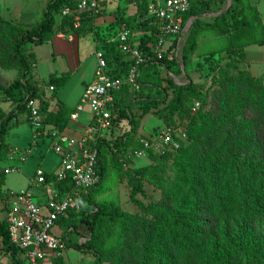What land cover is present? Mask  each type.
Here are the masks:
<instances>
[{"label": "rangeland", "instance_id": "374dc122", "mask_svg": "<svg viewBox=\"0 0 264 264\" xmlns=\"http://www.w3.org/2000/svg\"><path fill=\"white\" fill-rule=\"evenodd\" d=\"M47 1L0 0V16L13 23L27 25L41 18ZM190 3V12L195 14L187 15L189 27L184 29L179 44L176 43L172 52L168 51V54L175 56L178 69L170 71L160 67L157 73L151 71L147 79H151L154 86L143 90L155 97L158 103L147 112H144L143 105L134 106L131 111L136 125V137H147L168 124L174 125L179 133L185 132L182 143L187 146L186 158L177 152L166 157L147 155L130 161L128 167L121 165L117 168L107 163L100 189L93 196L94 201L109 207H119L135 218L137 239L134 246L139 247L144 237L139 220L154 219L155 216L130 199L128 177L134 176L142 188V192H138L135 197L143 205H153L156 209L165 207V216L181 213L186 221L190 219L187 227L199 243L196 257L189 264H264V186L258 189L255 187L256 181L249 184L246 180L247 162L264 169V0H190ZM99 12L96 21H93L97 23L91 25V32L85 33L87 25L78 29L76 42L79 59L84 60L83 72L88 70L92 62L91 37L111 44L122 26L130 29V39L134 44L143 35L137 22L145 20L146 16L141 14L133 1L101 0ZM221 12L226 13L216 22V27L198 31L195 27L190 28L195 21L211 22ZM233 18L245 24L233 25ZM54 20L57 31L53 35L72 32L67 26L60 25L59 13L54 16ZM147 23L151 24V21H146L145 25ZM156 42L153 48L165 51L169 40L165 37L161 45ZM29 48L35 52L36 62L35 67L31 68V74L42 85L37 95L41 99L43 87L48 85L44 81L48 79L49 73L56 68L67 71L68 57L59 54L54 59L50 58V46L45 42ZM111 48L109 53L114 51ZM184 54L185 63L182 60ZM17 75V68L0 64L1 84L11 83ZM72 79L59 86L55 92L56 95L63 94L68 102L74 101L77 95V82ZM170 80L177 85L191 83L192 91L183 97L186 112L195 116L196 124L191 130L185 129L187 113L170 115L162 108L171 96ZM49 91L48 88L46 93ZM195 101L199 102V106L192 110ZM13 106L11 99L0 93V110L7 112ZM84 117H88L86 111L81 114V118ZM12 122L17 125L5 137L9 151L0 159V169L7 170L0 188V206L5 198L3 193L22 187L37 165L47 170L55 168L59 161V156L46 145L47 139L37 140L24 161L11 155L10 150L17 148L22 151L32 139L31 126L25 112L19 113ZM129 124L125 119L119 121L112 135L128 131ZM240 124H245L249 129V139L236 137ZM211 130L213 135L209 134ZM210 169L219 175L213 186L208 180ZM225 169L232 170L237 176L243 192L256 189L257 210L247 222H243L239 215L237 205L240 198L237 196L236 185L231 179L223 180L220 177V172ZM219 183L225 186L226 194L221 186L217 187ZM191 186L195 187V192L190 190ZM214 190H217L218 197L213 195ZM196 218L200 222L203 219L210 222L196 223ZM76 219L74 217L72 221ZM100 223L102 228L96 231L92 241L101 257L99 264H140L137 254L131 255V252L119 246L121 224L117 221L110 227L107 222ZM63 229L61 225H54L52 231L60 235ZM64 233L62 237L74 242L87 241L91 236L82 222L70 226ZM170 254L173 255L174 251L170 250ZM93 260L94 256L90 252L67 247L65 240L61 256L46 258L45 263L91 264ZM0 264H10V257L2 247L1 238Z\"/></svg>", "mask_w": 264, "mask_h": 264}, {"label": "trees", "instance_id": "16d2710c", "mask_svg": "<svg viewBox=\"0 0 264 264\" xmlns=\"http://www.w3.org/2000/svg\"><path fill=\"white\" fill-rule=\"evenodd\" d=\"M101 1V0H100ZM77 0H48L42 11L41 18L33 23L23 25L21 23H13L0 16V45L2 49L0 50V64L4 67H15L18 70V75L15 77L11 83L4 85L0 83V93L5 97L11 99L14 106L7 112L0 110V159L5 155L8 147L5 142V137L8 131L15 127L17 124L15 122L10 123L19 113L25 112L27 117V109L25 107V93L31 92V96L38 98L39 93L37 85L39 84L37 80L33 79L31 74V68L34 66V53L30 50L31 44H41L46 40L50 39L53 33L57 31L55 26L54 16L60 14V25L67 26L72 32L78 33V29L87 25L85 33L91 32V25L94 19L99 15V11L94 12L91 9L77 10L76 9ZM136 7L141 10V14L145 15V20L137 22L143 30V35L140 37L139 42L134 44L130 39L131 34H129V41L136 45V47L145 55H149V58L144 61L139 66V80L140 89L139 91L133 93L128 90H123L121 96L118 98L113 107L114 123L115 125L121 120H127L130 128L128 131L122 132L120 135H115L113 138L107 139L106 137H101L97 141L98 148V167L100 170V181L91 188L89 194L86 197V203L77 211H68L67 215L61 216L56 220V225L63 226V231L67 232L70 226H75L77 222H82L85 224L87 231L90 232V239L84 242H74L69 241L67 238L62 237L61 234H66L62 231L59 237L64 242L66 240L67 247H73L76 250L90 252L94 256V260L91 264L100 263V254L93 247V239L96 237V231L102 228L100 222H107L110 227L118 221L122 227L121 242L119 246L125 248L127 252H131V255H138L140 264H189L197 254L196 247L199 243L198 238L193 235V232L187 227L190 219L181 217V213L178 215L165 216L166 208L161 207L156 209L153 205L145 206L143 205L135 195L138 192H142L141 185L139 181L134 176H129L130 184V199L134 201L141 209L148 213H152L155 217L154 219H140V227L144 234L143 240L140 246H134V241L137 239L136 232L134 230L135 218L119 207H109L104 203H97L94 201L95 194L100 189L101 182L104 178V168L105 164L112 163V166L121 167L120 154L122 151L137 148L140 146V142L136 139L135 132V121L131 117L132 107L142 106L144 107V112L150 110L151 107L155 106L158 101L150 93H144V88L149 86H154L151 79H147V75L153 71L157 73L160 67H166L170 71H175L178 69V62L175 56L168 51L175 48L177 39L176 37L169 40L166 45L165 51H163L161 57H156L154 53L153 45L157 41V27L156 21L153 17L147 16L146 13V0H136L134 2ZM190 0L189 7L183 16V21H186L187 15H192L195 13L190 12ZM64 6H68L70 11L65 14H61V9ZM100 10V9H99ZM226 12L218 13L215 18L211 21H195L191 24L190 28L203 30L211 29L216 27V22L223 18ZM140 14V13H139ZM78 16L75 18V16ZM150 20L151 24L145 22ZM245 24L244 21H239L233 18L232 24ZM128 28V27H127ZM130 31V29H129ZM131 32V31H130ZM102 46H96L97 49L102 51L103 57L106 62V71L111 76H120L127 72L128 68L132 65V61L125 58L123 53L118 47V40L115 38L112 40L113 43L106 44L104 40H101ZM113 53H109L108 50L112 49ZM108 52V53H107ZM172 52V51H171ZM185 54L183 55V63H185ZM67 77V73H62L59 75L49 74L46 84L52 85L53 91L61 84L64 83ZM170 85L172 87L171 96L162 107L165 108L171 115L173 113L184 114L187 113L185 117L187 118V125L185 129L191 130L196 124L195 116L191 113L186 112L183 107V97L192 91L191 83L185 85L173 84L170 80ZM157 91V90H155ZM154 91V92H155ZM38 95V96H37ZM39 99V98H38ZM199 106V105H198ZM38 108L40 113L44 116V127L45 129H56L63 130L66 119L65 108L58 106L54 111L47 109V102L43 97L39 99ZM197 109V108H196ZM113 123V124H114ZM210 135H213V130L210 131ZM189 131L187 132V134ZM185 135V132L183 133ZM250 131L245 124H240L237 130V138L249 139ZM185 138V137H184ZM183 138V139H184ZM209 140V138L207 137ZM11 151V150H10ZM187 146H183L182 140L179 142V146L175 150H167L163 154H153L148 153V156L153 157H166L169 154L179 153L180 156L186 158ZM248 166V177L246 178L249 184H253L256 181L255 187L261 189L264 186V169L258 167L255 163L247 162ZM7 173L6 169H0V188L4 183L5 175ZM220 177L225 179H231L237 190V196L240 198L238 203V210L240 218L243 222H247L251 216L256 212V189L250 192H243L237 176L230 169H225ZM219 177L218 173L210 169L209 181L211 185L217 182ZM46 180L54 179L52 172H46ZM258 178V179H257ZM230 180V181H231ZM54 186L59 190H64L67 188V184H62L60 181H55ZM69 186V185H68ZM221 186V183L217 187ZM224 194L225 186H221ZM190 190L195 192V187L191 186ZM1 191V189H0ZM204 192V189H202ZM4 197L9 194L8 192L3 193ZM213 195L218 197L217 190L213 191ZM76 217V221L72 219ZM201 220L199 218L195 219L196 223ZM99 222V223H98ZM209 220L203 219L202 224L209 223ZM68 234V233H67ZM0 238L3 249L8 253L10 257V264H24L22 251L9 241L8 233L6 230V225L4 220L0 217ZM159 248L161 249H158ZM155 247V248H154ZM170 250L174 251V254H170ZM59 258V257H57ZM59 264V263H58Z\"/></svg>", "mask_w": 264, "mask_h": 264}, {"label": "built area", "instance_id": "2783aa9c", "mask_svg": "<svg viewBox=\"0 0 264 264\" xmlns=\"http://www.w3.org/2000/svg\"><path fill=\"white\" fill-rule=\"evenodd\" d=\"M145 5L147 16L156 21L157 45H161L165 37L168 40L176 37L178 45L180 35L190 24L187 20L183 21L189 0H146ZM76 9L97 12L100 9V0H77ZM69 11L70 8L64 6L61 14ZM77 17L76 15L75 18ZM129 34V29L122 26L115 37L124 57L132 61V65L123 75H109L102 51L94 49L96 64L92 78L83 87L68 116L69 120L76 121L81 113H88L79 135L72 136L63 130L45 129L44 116L38 108L39 99L31 96V92L25 93L24 102L32 139L22 151L16 148L10 153L24 161L37 140L47 139L46 145L59 156V161L52 171L54 179L48 181L45 178L46 171L41 166L37 165L33 169L32 186L47 187L44 190V202H37L29 189L22 188L9 191L0 206L9 241L22 251L24 264H46V258L61 256L64 242L52 231L56 220L67 215L68 211H77L84 206L89 191L100 181L97 141L101 137H114L112 133L116 125L113 120V107L123 90L133 93L139 91V66L149 58V55L143 54L129 41ZM154 53L159 58L163 51L154 48ZM47 87L52 89L50 84ZM37 88L40 90L42 85L38 84ZM198 105L199 102L195 101L191 109L195 110ZM183 138L184 134L176 131L174 125H163L147 137H136L140 146L122 151L121 165L128 167L130 161L147 156L149 152L163 154L167 150H175ZM55 181L67 184V188L59 191L54 186Z\"/></svg>", "mask_w": 264, "mask_h": 264}, {"label": "crops", "instance_id": "0c3cea01", "mask_svg": "<svg viewBox=\"0 0 264 264\" xmlns=\"http://www.w3.org/2000/svg\"><path fill=\"white\" fill-rule=\"evenodd\" d=\"M95 21H96V19H95ZM93 23H95V22H93ZM77 36H78V33H75V32H70V33L58 32V33L52 35L50 39L45 41L46 45L49 43V46H50V50H49L50 58L54 59L55 56H57L59 54H65L68 57L67 58L68 70L67 71L66 70H60L59 68H56V69H54L53 72H50L49 74L59 75L62 73H67V77H66L64 83L59 85V86H62L65 83L69 82V80H71L72 78L76 79V82H77V84H76L77 95L75 96V100L72 102H68L67 98L61 93L58 95L55 94V92H57L59 86L54 91H53V89H50V91L48 93H46V90H48V87H47L48 85H45L43 87L44 88L43 89L44 94L42 95V97L47 102V109L54 111L58 106H61V107L65 108V117H67V113H69L71 111V109L73 108V106L75 105V103L78 100V97H79L83 87L85 86V84L91 80L93 70H94V67L96 64V59L94 56V49L98 45L102 46L101 40L96 41L91 37L93 49H92V52L90 55L92 57V62L90 64V66L88 67V70L83 72L82 71V69H83V63L82 62L84 60L81 61L79 59L80 56L78 54V50H77L78 45L76 42ZM31 46L33 47L34 44H31L30 47ZM30 50L33 51L34 58H35L34 62H36L35 52L33 49H30ZM34 67H35V63H34ZM80 70H81V72H80ZM33 79L39 81L35 77ZM44 82L46 83V81H44ZM54 95H56V97ZM86 120H87V117L86 118L84 117L82 119L81 115H80L79 120H76V121H72V120H69L67 118L64 129H63L64 133H66L68 135H72L71 133H77V135H79L82 128H83L84 121H86ZM77 135H72V136H77ZM56 166H55V168H56ZM55 168H49L47 170H45V168H43V169L46 172H52ZM31 176L29 177L28 181L22 187H20L18 189H22V188L29 189L34 196V199L37 202L42 203L46 199V193L44 190L47 187L46 186H42V187H38V188L33 187L31 184ZM12 191H14V190H12Z\"/></svg>", "mask_w": 264, "mask_h": 264}]
</instances>
